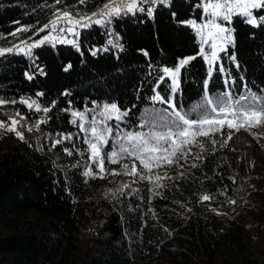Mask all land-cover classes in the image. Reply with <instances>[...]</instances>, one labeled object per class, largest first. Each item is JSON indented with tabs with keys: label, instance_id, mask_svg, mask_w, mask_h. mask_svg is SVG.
I'll use <instances>...</instances> for the list:
<instances>
[{
	"label": "trees",
	"instance_id": "trees-1",
	"mask_svg": "<svg viewBox=\"0 0 264 264\" xmlns=\"http://www.w3.org/2000/svg\"><path fill=\"white\" fill-rule=\"evenodd\" d=\"M114 1L0 0V48L45 35L35 31L58 11L92 12ZM204 1L171 0L153 16H108L105 25L81 29L79 49L46 42L31 55L0 56V119L19 118L23 135L0 133V264H264V127L234 131L231 140L217 134L215 144L202 138L178 165L155 170L168 177L160 187L155 176L139 180L107 160L106 169L119 175L84 174L96 166L72 113H85L87 126L115 103L131 109L121 131H150L168 107L152 102V87L160 69L180 59L196 57L174 93L190 119L203 115L193 109L205 96L215 101L226 91L237 110L252 98L264 104V24L234 15L227 22L234 43L210 76L186 23L204 20L196 6ZM255 16L259 21L264 9ZM160 91L167 100L171 89L161 84ZM240 96L250 99L238 105ZM236 134L248 147L236 144ZM112 150L114 140L104 152Z\"/></svg>",
	"mask_w": 264,
	"mask_h": 264
},
{
	"label": "snow or ice",
	"instance_id": "snow-or-ice-1",
	"mask_svg": "<svg viewBox=\"0 0 264 264\" xmlns=\"http://www.w3.org/2000/svg\"><path fill=\"white\" fill-rule=\"evenodd\" d=\"M170 3L171 0H119V3L106 4L99 15L101 17H120L127 14L135 15L138 11L152 16L154 5L170 6ZM196 6L202 9V15L205 19L200 24L194 20H189L186 23L201 38L199 54L208 60L211 72L215 62L219 59L217 49L219 48L221 52H227L225 45L234 43L231 30L224 27L223 22H230L233 15H237L247 18L249 24L256 26L258 22L252 10L264 9V0H205V2ZM84 19L91 20V17H82L80 20L74 21L70 13H64L62 16H58L57 20L51 22V30H57V21L64 20L71 27L65 29L61 26L59 30L73 31L74 27ZM95 23L99 24L101 20L97 19ZM259 23L264 24V16L260 17ZM49 27V25H44L40 31H44ZM48 39L45 36L40 41L28 45L26 54H30L32 48L40 47ZM218 41L219 43H217ZM204 46L209 49L207 54L204 51ZM16 50L25 52V49L19 46H16ZM12 52L13 48L0 49V56ZM144 54L147 55V53ZM194 59H196L194 56L183 58L178 60L177 66H165L160 69V75L157 76L156 83L152 87L153 95L150 99L153 103L166 104L168 107L158 113L156 117L158 123L152 125L150 131H134L131 129L121 131L120 124L124 123L131 109L121 111L115 103L103 105V110L99 113L100 120L97 121L94 117L91 121H88L87 126L83 123L85 113H72L73 116L79 117L82 121L78 127L85 133L89 156L93 165L96 166L95 173L90 168L84 173L85 175H95L99 179H103L105 174L119 175V172L106 169L105 161L107 160L108 163L121 165L125 169L124 174L136 177L139 180L154 182L153 176H155V182H157L155 186L160 187L158 181L168 177L166 175H156L155 170L178 165L191 153L192 147L202 146V138L215 144L217 134L231 140L234 131L264 127V104L256 102L259 98H252L253 103L251 104L240 105V101L250 99L247 96H240L236 101V104L240 105L239 110H237L236 107L227 102L231 96V93L227 91L223 96L217 97L215 101L205 96L204 102L193 109L194 112L203 113L196 119H190L182 109L178 110L174 97V93L179 89L178 77L181 70L186 69V66ZM230 59L235 61V56H231ZM237 67H239L238 64ZM220 70H222V67ZM28 78L31 79L32 77L28 76ZM226 83H230V81H226ZM161 84H166L171 89L167 100L161 95ZM4 103L6 102L0 101V104ZM11 103H15V101H11ZM21 103L27 104L30 109L34 105V102L29 103L26 100L21 101ZM209 106L210 112L215 115L209 114ZM35 110L37 112L48 111L47 108L41 110L39 107H36ZM111 120H115L117 123L114 126H109L106 121ZM18 123L19 121L13 119L11 120V126L0 123V127L5 128L6 131L15 132ZM139 127L143 128L144 125L141 124ZM16 135L23 139L22 133L16 132ZM64 139H71V137H65ZM110 140L115 141L116 150L106 153L104 149L108 147ZM59 143H61L59 139L54 142V144ZM65 151L68 150L65 149ZM197 158L199 159V156ZM122 161H131V163H122ZM137 163H139L140 168H137ZM192 167H196V165L193 164ZM211 199L213 197L209 195L202 196L203 201H210ZM228 203L235 204L236 201L229 200Z\"/></svg>",
	"mask_w": 264,
	"mask_h": 264
},
{
	"label": "rangeland",
	"instance_id": "rangeland-1",
	"mask_svg": "<svg viewBox=\"0 0 264 264\" xmlns=\"http://www.w3.org/2000/svg\"><path fill=\"white\" fill-rule=\"evenodd\" d=\"M114 2L115 3H119V0H116ZM114 2H111V3H114ZM111 3H109V4H111ZM157 5L158 4L154 5L153 6V9H155V7ZM102 10H104V8H102ZM102 10L99 9L97 11H92V12H75V11H70V10L58 11L54 15L51 16V18H50V20H49L48 23H44V25H49L50 26L48 29L44 30V31H46L45 32V35H43L40 38L35 39L34 41H31L29 43H27L25 40H21L20 39L11 48H13V50L17 51L16 50V46H19L20 48H24L25 49V52H21V53L26 54L28 52V45H31L33 43H36V42L40 41L43 37L47 36L49 39L46 42L51 43V45H53V46H57L59 44H65V45L75 46L76 48L79 49L80 48V32H81V29L89 27L92 23H95V21L97 19H100L101 20V23H99L98 25H105V21H106V19H107L108 16H103V17H100V18H96V16L98 14H100ZM252 11H253V15L255 16V11L256 10H252ZM64 13H70L71 14V17H72V19L74 21L75 20H80L82 17H91V20H87V19L82 20V22L79 25H77V26L74 27V30H73L74 31V34H73V31H60L59 30V27H61V26L63 28H65V29L71 27L64 20H58L57 21V30H55V31L51 30V22L54 21V20H57V17L58 16H62ZM153 14H154V11H153ZM255 18L257 19L256 16H255ZM257 22L259 23L258 19H257ZM198 24H200V23H198ZM44 25L41 28H43ZM85 25H87V26H85ZM223 26L231 30L230 26L227 25V22H223ZM41 28H38L35 32H38V33L41 32L40 31ZM231 35H232V38L234 40L232 30H231ZM53 38H55V39H53ZM198 38H199V40L201 39L199 36H198ZM217 43H219V41ZM231 45L232 44H226L225 45V47L227 48V51H228V47L231 46ZM8 48H10V47H8ZM34 48L31 49V52H32V50ZM206 48H207V46H204V51L207 54L209 51L207 52L206 51ZM0 49H7V48H0ZM217 51H218L219 59L215 62V64L217 62L222 63L221 57L225 53V52L219 51V48L217 49ZM31 52H30V54H26V55H31ZM205 62L208 65V70H209L208 60L205 59ZM215 64H214V67L212 68L211 72L209 70L210 76L212 75V73H213V71L215 69ZM178 80H179V87H180V75L178 77ZM13 119L19 121V123L16 125V131L15 132H13V131H6L5 128L0 127V133H3V134H13L15 136H17L16 135V132H20L21 133L22 129H21V125H20V119L17 118V117H13V118H10V119H0V123H3L6 126H11V120H13ZM17 137H19V136H17ZM235 137H236L235 142H236L237 145H239V147H248V145H249L248 139L243 134H239V135L236 134Z\"/></svg>",
	"mask_w": 264,
	"mask_h": 264
}]
</instances>
